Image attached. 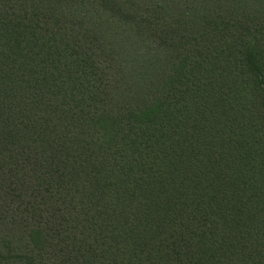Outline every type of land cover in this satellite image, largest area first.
<instances>
[{
    "label": "trees",
    "instance_id": "16d2710c",
    "mask_svg": "<svg viewBox=\"0 0 264 264\" xmlns=\"http://www.w3.org/2000/svg\"><path fill=\"white\" fill-rule=\"evenodd\" d=\"M0 264H264V0H0Z\"/></svg>",
    "mask_w": 264,
    "mask_h": 264
}]
</instances>
